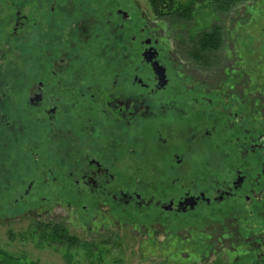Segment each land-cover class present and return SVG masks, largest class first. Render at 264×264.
Here are the masks:
<instances>
[{
	"label": "flooded vegetation",
	"instance_id": "obj_1",
	"mask_svg": "<svg viewBox=\"0 0 264 264\" xmlns=\"http://www.w3.org/2000/svg\"><path fill=\"white\" fill-rule=\"evenodd\" d=\"M166 37L136 0H0V214L264 264L259 85Z\"/></svg>",
	"mask_w": 264,
	"mask_h": 264
},
{
	"label": "rangeland",
	"instance_id": "obj_2",
	"mask_svg": "<svg viewBox=\"0 0 264 264\" xmlns=\"http://www.w3.org/2000/svg\"><path fill=\"white\" fill-rule=\"evenodd\" d=\"M136 1L153 20H158L161 30L167 34L166 41L171 40V36L176 37L177 26L168 16L155 15L149 0ZM226 14L224 12L223 21L228 23L221 29L223 43L215 55L225 59L228 70L243 68L242 81L245 85L258 83L260 99L264 101V0H242L230 11V19ZM202 18L208 24L213 20L208 12ZM202 18H198L200 25L204 22ZM185 47L182 49L188 57L190 48ZM25 213L20 210L5 217L0 214V264H206L190 241L179 240L173 245L166 240L156 243L157 240H144L140 234L118 227L95 233L93 229L103 226L70 214L63 219H67L65 226L56 220L53 221L56 225L53 222L48 227L40 225L47 229V234L52 233L53 227L60 228L65 239L61 242L43 240L41 233L36 235L32 231L40 221H34Z\"/></svg>",
	"mask_w": 264,
	"mask_h": 264
},
{
	"label": "trees",
	"instance_id": "obj_3",
	"mask_svg": "<svg viewBox=\"0 0 264 264\" xmlns=\"http://www.w3.org/2000/svg\"><path fill=\"white\" fill-rule=\"evenodd\" d=\"M240 1L242 0H186L185 2L149 0V4L155 15L168 16L172 24H176V36L181 43L189 46L191 55L203 58L207 50H215L221 47L224 34L221 29L224 28V24L227 25L228 23L223 21V14L227 12V18L230 19V11L236 8ZM207 12L209 16L213 17L210 24L202 18ZM200 17L204 21L203 25L198 22ZM51 230L52 233L47 234V229L38 225L32 229L36 235L41 233L43 240L52 239L50 241L61 242L66 238L60 228L53 227Z\"/></svg>",
	"mask_w": 264,
	"mask_h": 264
}]
</instances>
